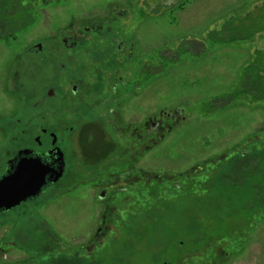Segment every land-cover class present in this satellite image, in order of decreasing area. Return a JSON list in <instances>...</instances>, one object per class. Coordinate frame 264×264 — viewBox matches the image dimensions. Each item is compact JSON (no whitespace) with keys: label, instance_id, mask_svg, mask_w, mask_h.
<instances>
[{"label":"rangeland","instance_id":"rangeland-1","mask_svg":"<svg viewBox=\"0 0 264 264\" xmlns=\"http://www.w3.org/2000/svg\"><path fill=\"white\" fill-rule=\"evenodd\" d=\"M259 11L264 15V0H33L34 23L14 39H0L3 147L12 136L8 123L25 122L26 99L34 98L13 88L18 69L38 59L27 48L37 42L46 47L58 32H77L81 22L96 20L134 47L129 66L119 70L130 94L123 104L124 122L138 124L159 111L180 114L162 139L135 159V167L161 179L146 184L142 179L124 196L113 197L116 209L106 218L109 232L90 254L82 249L83 264H264V178L258 172L264 162V99L242 93L240 85L246 66L258 58L264 67V30L243 40L220 33L227 22L241 21L248 13L253 18ZM81 36L83 47L105 52L104 62L87 69L89 75L96 69L99 77L88 79L91 86L93 81L101 86L104 71L109 72L106 60L117 59L114 49L104 46L110 37ZM77 56L76 63H84ZM36 67L43 76L35 82L39 89L42 81H52L53 72ZM64 81L59 78L56 85ZM98 91L105 94L107 88L98 87L86 98L97 99ZM120 142L132 146L131 155L136 150L132 139ZM117 158L112 153L105 161ZM253 174L259 179L250 186ZM81 176L87 184L95 175L88 169ZM93 187L39 199L30 215L47 220L48 251L10 248L5 257L19 260L2 257V262L57 264L70 257L74 246L86 244L103 226L105 213ZM18 211L0 215V246L12 238L27 246L31 239L29 223Z\"/></svg>","mask_w":264,"mask_h":264},{"label":"flooded vegetation","instance_id":"flooded-vegetation-1","mask_svg":"<svg viewBox=\"0 0 264 264\" xmlns=\"http://www.w3.org/2000/svg\"><path fill=\"white\" fill-rule=\"evenodd\" d=\"M122 13L121 11L119 15ZM81 26L78 33L74 31L69 32L71 34L56 33L46 47L43 42H37L27 48L28 53L37 56L38 59L29 61L14 75L13 88L23 95L27 93L26 98L29 94L34 98L26 99L29 112L25 122L21 124V120L17 119L8 123L12 136L7 141V146L3 147L0 140V179L18 171L19 163L22 161L37 165L38 170L45 174L44 182L36 195L11 209H0V215L18 209V216H23L29 223L28 232L31 238L27 241V246L13 238L9 244L1 241L3 246H0V264H4L2 257L7 260H19L16 257H5L10 248H20L34 254L37 252L45 254L48 251L46 250L50 235L48 222L46 219L30 215L31 208L36 206L42 197L71 194L87 184L94 185L96 191H92V194L97 196L105 209L102 215L103 226L94 230L86 244L80 242L78 246H74L75 250L70 257L57 263L83 264L82 249L87 251V255L90 254L102 244L106 233L109 232L106 218L116 209L111 203L113 197L124 196L142 179L145 184L152 178L158 181L161 179L158 174L148 175L135 167V159L137 154L143 153L147 147L155 145L162 139L173 123L179 120V112L159 111L157 115L144 118L138 124L124 122L123 104L130 94L125 93L128 84L120 77L119 70L124 65L129 66L134 47L127 46L125 40L112 36L110 27L103 28L96 20L91 24L81 22ZM82 32L101 38L108 35L111 38L106 37L108 40L104 46L111 51L114 49L117 59L106 60L109 63L107 67L109 72L106 74L104 71L103 80L107 84L103 81L99 83L101 86H97V82L93 81L91 86L92 83L88 80H94L93 75L97 77V72L93 69L94 74L89 75L87 69L93 67L95 63L104 62L105 52L102 50L96 52L93 46L83 47L86 40L81 36ZM58 45L63 49L57 48ZM76 56L83 58L84 63H76ZM36 65L43 66L45 73L49 68L53 72V76H49L52 81L49 80L47 83L42 81L39 89L35 82L43 76L35 72ZM20 73L27 76L19 78ZM59 78L65 79L61 87L56 85ZM25 79L28 81L27 87ZM98 87L107 88V92L101 94L102 90L98 91L97 99H87L86 96L91 91L98 90ZM47 119L49 123L45 121ZM22 126L25 128H21ZM112 129L116 131L115 135H112L110 131ZM5 135L6 130L0 128V137ZM122 137L123 139L127 137L128 142L129 139L133 140L136 150L132 151V155L130 152L132 146L121 143ZM9 142L13 143L11 147ZM112 153L117 154V160L105 161ZM100 168L102 171L96 172ZM111 168L116 171L109 170ZM88 169H92L95 176L88 179L86 184V178L81 175L87 173Z\"/></svg>","mask_w":264,"mask_h":264},{"label":"trees","instance_id":"trees-1","mask_svg":"<svg viewBox=\"0 0 264 264\" xmlns=\"http://www.w3.org/2000/svg\"><path fill=\"white\" fill-rule=\"evenodd\" d=\"M42 3L48 4L53 0H41ZM56 1V0H55ZM251 14H247L243 18V22L237 18L223 27L220 33H224L225 39H248L253 33L264 30V15L257 12L252 18ZM35 21L33 16V0H0V39H14L16 33L25 27L33 24ZM238 21V22H236ZM242 93H252L253 97L264 99V67L263 62L257 58L245 67L241 84ZM243 161L241 156L238 161ZM248 161V160H245ZM258 172L261 173L260 179L264 178V162H259ZM248 179L249 185L257 183L258 174Z\"/></svg>","mask_w":264,"mask_h":264},{"label":"water","instance_id":"water-1","mask_svg":"<svg viewBox=\"0 0 264 264\" xmlns=\"http://www.w3.org/2000/svg\"><path fill=\"white\" fill-rule=\"evenodd\" d=\"M44 174L37 165L20 162L18 171L0 179V209H11L36 195L44 182Z\"/></svg>","mask_w":264,"mask_h":264}]
</instances>
